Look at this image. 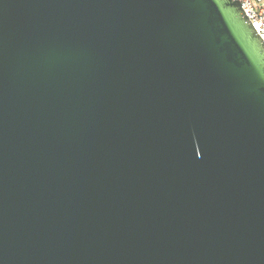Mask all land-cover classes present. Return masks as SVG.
Segmentation results:
<instances>
[{"label":"water","instance_id":"water-1","mask_svg":"<svg viewBox=\"0 0 264 264\" xmlns=\"http://www.w3.org/2000/svg\"><path fill=\"white\" fill-rule=\"evenodd\" d=\"M0 264H264L239 0H0Z\"/></svg>","mask_w":264,"mask_h":264},{"label":"built area","instance_id":"built-area-1","mask_svg":"<svg viewBox=\"0 0 264 264\" xmlns=\"http://www.w3.org/2000/svg\"><path fill=\"white\" fill-rule=\"evenodd\" d=\"M239 3L264 42V0H239Z\"/></svg>","mask_w":264,"mask_h":264}]
</instances>
